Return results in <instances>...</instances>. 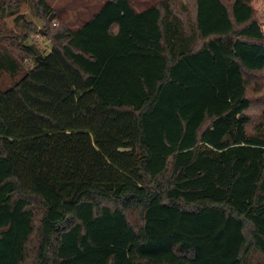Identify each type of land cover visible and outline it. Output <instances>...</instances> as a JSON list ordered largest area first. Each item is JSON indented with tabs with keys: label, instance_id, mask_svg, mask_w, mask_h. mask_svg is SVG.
<instances>
[{
	"label": "trees",
	"instance_id": "1",
	"mask_svg": "<svg viewBox=\"0 0 264 264\" xmlns=\"http://www.w3.org/2000/svg\"><path fill=\"white\" fill-rule=\"evenodd\" d=\"M186 1L108 0L23 47L0 264H264V29L255 0Z\"/></svg>",
	"mask_w": 264,
	"mask_h": 264
},
{
	"label": "rangeland",
	"instance_id": "2",
	"mask_svg": "<svg viewBox=\"0 0 264 264\" xmlns=\"http://www.w3.org/2000/svg\"><path fill=\"white\" fill-rule=\"evenodd\" d=\"M51 8V15L40 17L35 11L39 0H0V64L7 67L13 57L18 64V72L13 74L9 68L0 69V87L5 90L19 82L25 73L33 67L23 47L35 46L42 53L49 54L52 48L49 33L52 34L64 25L78 29L90 20L108 0H44ZM136 11L168 0H130ZM179 3L186 0H172ZM232 4L234 0H223ZM253 8L256 17L264 29V0H255ZM50 16H54L50 21ZM258 257H252L257 264Z\"/></svg>",
	"mask_w": 264,
	"mask_h": 264
},
{
	"label": "water",
	"instance_id": "3",
	"mask_svg": "<svg viewBox=\"0 0 264 264\" xmlns=\"http://www.w3.org/2000/svg\"><path fill=\"white\" fill-rule=\"evenodd\" d=\"M53 18H54V16L50 17V21H52V20H53Z\"/></svg>",
	"mask_w": 264,
	"mask_h": 264
}]
</instances>
